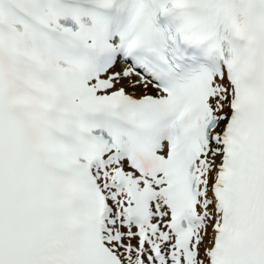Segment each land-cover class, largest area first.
<instances>
[{
	"label": "snow or ice",
	"instance_id": "6c2138e0",
	"mask_svg": "<svg viewBox=\"0 0 264 264\" xmlns=\"http://www.w3.org/2000/svg\"><path fill=\"white\" fill-rule=\"evenodd\" d=\"M0 264H264V0H0Z\"/></svg>",
	"mask_w": 264,
	"mask_h": 264
}]
</instances>
